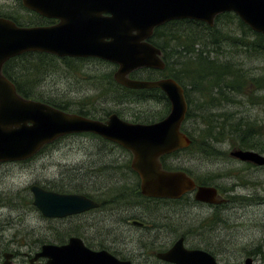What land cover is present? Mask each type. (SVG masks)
Instances as JSON below:
<instances>
[{
	"label": "rangeland",
	"instance_id": "1",
	"mask_svg": "<svg viewBox=\"0 0 264 264\" xmlns=\"http://www.w3.org/2000/svg\"><path fill=\"white\" fill-rule=\"evenodd\" d=\"M237 20L238 16L235 19L223 18L216 23V27L223 31L238 33ZM214 25L215 23L208 26ZM177 26L171 24L162 29L166 32L165 35H168V38L165 37V41L169 43L166 50L172 47L181 49L175 40L181 31L180 28H175ZM161 40L164 41L163 38ZM195 48H199V45ZM229 52L236 55L235 61L239 62L238 66L247 68L254 75L264 73V54L249 57L241 53L237 55V52L232 50ZM217 54L224 57L229 53L226 49ZM176 56L170 58V68L177 67L173 64ZM3 66L8 79L16 82V86L20 87L19 92L25 98L34 101L47 100L59 104L63 107L62 110L68 112L84 113L97 119H104L111 113H117L127 121L147 122L158 120L169 111L166 105L167 98L128 97L114 85V82L118 83L113 78L118 64L100 58H61L36 49L7 59ZM150 69H154L155 72L148 79L146 75ZM134 71H138L137 77H131ZM159 71L162 70L139 68L129 72L128 77L143 80L167 78ZM128 89L161 91L157 88ZM248 92L249 89L245 95L221 97L226 98L222 105H216L214 101L213 108L204 106L202 101L198 100V95L190 91L192 109L191 116L184 122L185 128L198 132L204 127V122L217 117L216 114L223 111L231 112L234 118L244 117L249 123L264 125V90L259 92L263 99L257 104L251 102ZM161 115L163 116L160 117ZM262 139L264 141V136ZM213 145L216 149L224 151L225 155L213 151L208 154L193 148L167 156L164 163L169 168L186 170L193 176L205 178V183H201L218 186L225 192L228 202L214 209L195 205L192 200L185 199L186 196L182 201L178 200L179 202L161 203L177 212L175 214L177 219H188V225L181 229L188 230L186 235L182 234L188 247H201L213 252L216 260L221 263L244 264V260L249 256H252L255 262L262 263L264 166H255L231 158L228 152L234 147L228 140L215 142ZM93 157L103 159L97 161L100 168L95 172L98 187L96 196L102 198L105 187L111 185L113 180H136L135 173L130 168L122 166L130 160L131 155L108 146L99 136L91 133H74L61 137L47 146L45 155L34 160L0 163L1 261L4 251H15L17 255L11 259L10 264H30L26 254L31 258L43 243L67 242L72 235H78L94 248H99V245L110 246L109 240L113 239V248L124 253L128 250H139V242L149 243L151 237L136 227L121 228L108 234V217L104 215L105 209H97L93 217L83 216L78 227L75 215L47 218L33 205V194L29 187L34 183L57 191H74L90 179L94 182L95 178L89 175L91 171L89 161ZM117 161H121L119 165H105L116 164ZM81 166L83 173L78 174ZM158 211V203L152 202L134 213L146 215L157 214ZM179 232L172 236H164V241L178 238Z\"/></svg>",
	"mask_w": 264,
	"mask_h": 264
},
{
	"label": "water",
	"instance_id": "2",
	"mask_svg": "<svg viewBox=\"0 0 264 264\" xmlns=\"http://www.w3.org/2000/svg\"><path fill=\"white\" fill-rule=\"evenodd\" d=\"M23 1L48 16H58L59 10L68 13L71 9H84L83 5L88 3L92 5L89 9L97 12L98 4L106 3L105 0H38L33 5L32 0ZM113 4L118 6L107 9L112 16L104 20L93 18L84 26H72L63 20L50 27L21 30L0 22V161L25 159L60 136L91 132L119 143L134 154L131 167L139 175L142 194L178 199L193 190L195 182L183 170L164 169L159 157L185 148L191 142L181 130L188 109L184 90L172 78L132 79L128 73L142 67H164L160 49L147 39L154 27L172 19H196L211 26L217 14L234 11L251 29L264 35V0H115L110 3ZM36 49L58 56H95L114 62L118 64L113 74L115 81L133 89H162L170 101L169 112L151 123L130 122L116 113L103 121L25 99L2 75L1 66L9 57ZM229 156L264 165V154L255 150L236 148ZM31 190L33 204L46 217L62 218L97 206L79 194L57 193L38 185L31 186ZM194 199L207 203L225 201L213 186H198ZM11 256L12 253H5L2 264H10ZM39 257L47 259L44 264H130L114 258L106 250L88 248L77 236L63 244H42L31 261ZM158 257L174 264H231L218 263L203 249L186 248L182 237ZM244 264L261 263L249 256Z\"/></svg>",
	"mask_w": 264,
	"mask_h": 264
},
{
	"label": "trees",
	"instance_id": "3",
	"mask_svg": "<svg viewBox=\"0 0 264 264\" xmlns=\"http://www.w3.org/2000/svg\"><path fill=\"white\" fill-rule=\"evenodd\" d=\"M228 17L235 19L237 15L233 13L220 14L216 17L213 27H209L203 22L189 19L172 20L154 31L151 42L162 49L163 59L166 63L165 68L159 73L167 77H174L184 87L188 103L185 121L191 116L190 91L198 95V100H201L204 106L213 108H215V104L222 105L226 98L221 99V97L229 98L230 95H245L248 89V98H250L252 103H260L263 99L259 92L264 90V73L254 75L247 68L238 66L239 62L235 61L236 55L230 53L229 50L237 52V55L241 53L249 55V57L264 54V36L261 33L252 31L239 18L237 20L238 33L218 29L216 23L223 18L226 20ZM171 24H177L178 26L175 28L181 29L180 33L175 37L176 44L181 47L179 50L174 47L166 50L169 43L165 41V37L168 38V35H165L166 32H163L162 29ZM196 28L200 31H197ZM202 33H205V35ZM162 38L164 41L161 40ZM196 45H199V48H195ZM226 49L228 50V55L223 57V55L219 56L217 54L219 51ZM175 56L178 59H174L173 64H176L177 67L170 68L169 60ZM154 72V69L148 70L146 78H151ZM137 73L138 71L132 72L131 77H137ZM114 85L128 97L166 99L164 93L156 89L132 90L116 82H114ZM214 101H216L215 104L213 103ZM53 104L56 107L63 108L59 104ZM166 105L169 107L168 100ZM81 114L85 115L84 113ZM216 116L204 122V127L198 132L185 128L183 124L184 131L191 139V143L186 149L195 148L199 152L210 154L213 151L225 155L224 151L216 149L213 144L228 140L234 148L254 149L264 153L263 124L249 123L244 117L234 118L231 112H219ZM164 160L162 158V164L167 168ZM195 179L205 183V178L202 179L195 176Z\"/></svg>",
	"mask_w": 264,
	"mask_h": 264
},
{
	"label": "flooded vegetation",
	"instance_id": "4",
	"mask_svg": "<svg viewBox=\"0 0 264 264\" xmlns=\"http://www.w3.org/2000/svg\"><path fill=\"white\" fill-rule=\"evenodd\" d=\"M99 12H76L71 10L69 13H62L61 17H48L40 14L39 11L34 10L32 8L26 7L22 0H0V18L6 19L8 21L13 22L15 25L19 27H33V26H51L55 25L61 21L74 22L76 18H84L90 15L98 16L100 19H105L111 16V13L107 10V5L103 4L98 7ZM4 65V64H3ZM2 65V73L6 75L4 66ZM16 84V82H13ZM106 118L102 119L105 120ZM102 141L108 146L115 147L121 149L124 153L131 155L130 160L127 163H123V167L129 168L133 159V154L130 150L122 147L119 143L113 142L110 140H106L101 138ZM50 144L43 145L34 155H32L27 160H34L40 156L45 155L46 148ZM166 154L160 158L166 159L167 156L172 155ZM26 160V161H27ZM102 158L93 157L89 161L90 166V174L95 178V181L92 182L91 179L89 182H85L81 188H77L73 193L81 194L86 198L98 203V206L92 208L90 210L74 214L77 216V226H80V220L83 216L89 215L91 217L94 216L95 211L97 209H105L104 215L108 217V234L110 232L119 231L121 228L126 227H136L142 229L146 235L151 237L149 243L139 242V250H128L127 252L118 251L113 248L114 240H109L111 242L110 246H100L98 249H106L110 254L119 260H128L131 264H172L169 261L163 260L158 257L159 253L165 252L168 250L176 240L183 237L184 244L185 237L182 234L186 235V231H182L185 226L188 225L187 218H179L175 217L177 212L171 210V208L165 207L161 202H173L178 201V199L172 198H155L144 196L141 191V180L136 178L135 181H127V180H113L111 181V185L105 187L103 191V197L100 198L95 195L98 190L96 186V174L95 172L99 170V166H97V161H102ZM11 161L4 162V164L10 163ZM121 161H117L116 164H105V165H119ZM132 169V168H131ZM172 169V168H166ZM133 170V169H132ZM83 173L82 166L78 169V174ZM136 175V174H135ZM137 177V176H136ZM195 187L190 192L185 193L187 196L185 199L192 200L195 205H203L208 206L211 209L216 207H220L225 205L228 202V198L226 197L225 192L221 191L218 186L217 192L220 197L227 199L225 203L222 202L219 204H210L206 202L197 201L194 199V193L196 192L198 186L204 185L199 182H195ZM85 187L87 189H85ZM49 189V188H46ZM56 192L63 193V191H57L54 189H49ZM86 190V191H85ZM185 194L183 196H185ZM182 196V197H183ZM249 196V195H245ZM181 197V198H182ZM179 199L182 201L184 198ZM33 201V197H32ZM178 201V202H179ZM156 202L158 203V213L157 214H146V215H136L134 211L141 210L143 207H146L148 204ZM137 221V223H136ZM178 238H169L167 241H164V236H172L178 233ZM134 238L132 237L131 240ZM187 246V245H186ZM188 247V246H187ZM40 249V248H39ZM37 252V251H36ZM13 256L17 255L15 251H12ZM26 257L30 264H43L46 259L38 258L37 260L31 262V258L29 254H26Z\"/></svg>",
	"mask_w": 264,
	"mask_h": 264
}]
</instances>
